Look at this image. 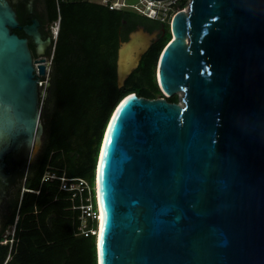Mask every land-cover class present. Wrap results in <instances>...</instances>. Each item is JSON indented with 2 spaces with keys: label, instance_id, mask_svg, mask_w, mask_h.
Masks as SVG:
<instances>
[{
  "label": "water",
  "instance_id": "1",
  "mask_svg": "<svg viewBox=\"0 0 264 264\" xmlns=\"http://www.w3.org/2000/svg\"><path fill=\"white\" fill-rule=\"evenodd\" d=\"M31 21L22 30L42 53ZM16 26L0 0V168L42 144L33 64L45 67ZM168 26L153 71L163 98L123 95L100 136L94 262L264 264V0H188ZM156 33L137 26L118 43L117 88Z\"/></svg>",
  "mask_w": 264,
  "mask_h": 264
},
{
  "label": "trees",
  "instance_id": "2",
  "mask_svg": "<svg viewBox=\"0 0 264 264\" xmlns=\"http://www.w3.org/2000/svg\"><path fill=\"white\" fill-rule=\"evenodd\" d=\"M39 1L48 23L58 19L49 53L50 110L46 115L39 113L45 119L41 147L19 176L15 199L0 217V239L6 228L13 227L11 236L7 235L12 242L9 258L8 247L0 245V264H95L93 237L74 235L77 213L70 211L67 195L58 191L56 180L41 178L44 174L65 175L93 184L100 136L117 101L130 92L145 99L163 98L153 71L170 40L169 26L86 0ZM185 3L179 0L177 9ZM122 20L123 33L137 26L152 32L160 25L165 33L149 46L123 86L117 88L115 60ZM166 101L176 103L177 99L172 96ZM19 188L23 189L20 193Z\"/></svg>",
  "mask_w": 264,
  "mask_h": 264
},
{
  "label": "built area",
  "instance_id": "3",
  "mask_svg": "<svg viewBox=\"0 0 264 264\" xmlns=\"http://www.w3.org/2000/svg\"><path fill=\"white\" fill-rule=\"evenodd\" d=\"M87 2L106 7L112 11H132L140 16L161 24H169L172 16L182 10L175 8L179 0H136L135 3H129L128 0H86ZM58 19L50 25V37L52 42L56 38ZM38 87L40 83L37 82ZM57 181L58 191L67 195L70 203V211L77 213L75 236L93 237L97 236L98 231V209L96 204L95 192L93 184L90 185L85 179L78 177H66L65 175L55 176L53 174H44L41 181ZM23 191V189H22ZM21 191V192H22ZM37 194V191H33ZM13 227H11L10 236ZM8 235V234H7ZM7 235H2L0 245L11 248V240L7 239ZM5 262V261H4Z\"/></svg>",
  "mask_w": 264,
  "mask_h": 264
},
{
  "label": "flooded vegetation",
  "instance_id": "4",
  "mask_svg": "<svg viewBox=\"0 0 264 264\" xmlns=\"http://www.w3.org/2000/svg\"><path fill=\"white\" fill-rule=\"evenodd\" d=\"M37 1L38 0H6L8 5L11 7V9L14 12L15 20L17 22V26L11 29V33L15 34L18 38L26 39V44L31 60L37 61L39 59H42L43 60L42 64L45 67L44 62L46 61V58L49 57V53L51 52V47H52V40L50 37L51 23H48L46 21L42 11L43 8L39 9L36 7ZM31 20H35L38 24L35 30L36 33L38 34L39 41H44L46 39L48 40L42 53H37V54L35 53L33 40L27 35H25L22 30V26L30 25L32 22ZM121 23L122 26L118 30V35H117V47H118V43L122 42L121 37L123 35L127 37L128 34V32L123 33L125 30V21L122 20ZM153 31H156L157 33L155 39L152 40L151 44L155 43L158 37H163L165 33L164 28L161 25L157 26ZM35 66L36 64H33V73L34 76L37 77V82L41 84L40 85L41 87L43 84L45 85L46 83L45 81L48 80L49 78L48 73H46V67H45L44 75L39 76L36 72ZM30 163L31 162L28 161L27 154L24 152L23 149H19L3 157L1 161L2 167L0 168V217L7 211L9 207L7 202H4V204H2L3 197L9 190H13L14 192L16 191V188L18 187L19 184V176L22 173L26 172L28 165Z\"/></svg>",
  "mask_w": 264,
  "mask_h": 264
},
{
  "label": "rangeland",
  "instance_id": "5",
  "mask_svg": "<svg viewBox=\"0 0 264 264\" xmlns=\"http://www.w3.org/2000/svg\"><path fill=\"white\" fill-rule=\"evenodd\" d=\"M128 2L131 4V3H135L136 0H128ZM187 3H188V0H186V3H185V6L183 7V9H186V6H187ZM36 7L39 8V9H42V5L40 3V1L38 0L36 2ZM175 8H177V6H175ZM43 11V10H42ZM170 41V40H169ZM168 41V42H169ZM167 42V43H168ZM166 46V45H165ZM164 48V47H163ZM50 57H47L46 58V61L44 62L45 64V67H46V73H48V77H49V64H50V61H49ZM47 77V78H48ZM49 80V78H48ZM48 80L45 81V85L43 84L39 89H38V94H39V97H38V101H39V110L40 112L44 113V115L48 114L49 110H50V103L47 102V99H48V92H47V89H48ZM180 95L178 94L176 96V99H177V102H178V99H179ZM39 121H40V124L42 126V130H43V125L45 124V119H41L39 117ZM41 139H43V134H42V137ZM35 158V157H34ZM34 158L32 159V161L34 160ZM31 161V162H32ZM22 191L21 188H19V193ZM15 199V192L13 190H9L7 191V193L5 194V196L3 197L2 201L4 204V202H7V204H11V201H13ZM2 206V205H1ZM11 232V228L8 227L5 229V231L2 233V235H7V234H10Z\"/></svg>",
  "mask_w": 264,
  "mask_h": 264
},
{
  "label": "bare ground",
  "instance_id": "6",
  "mask_svg": "<svg viewBox=\"0 0 264 264\" xmlns=\"http://www.w3.org/2000/svg\"><path fill=\"white\" fill-rule=\"evenodd\" d=\"M183 11H186V9H183ZM179 95H180V94H179ZM96 201H97V203H98L97 196H96ZM97 209H98V231H97V232H99V206H98V204H97ZM97 235H98V233H97Z\"/></svg>",
  "mask_w": 264,
  "mask_h": 264
},
{
  "label": "clouds",
  "instance_id": "7",
  "mask_svg": "<svg viewBox=\"0 0 264 264\" xmlns=\"http://www.w3.org/2000/svg\"><path fill=\"white\" fill-rule=\"evenodd\" d=\"M12 244V243H11Z\"/></svg>",
  "mask_w": 264,
  "mask_h": 264
}]
</instances>
